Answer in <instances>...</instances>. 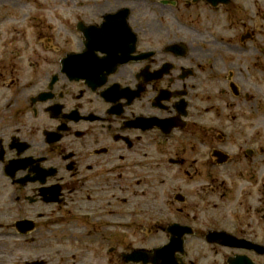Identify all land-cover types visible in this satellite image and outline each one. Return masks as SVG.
Masks as SVG:
<instances>
[{"label":"flooded vegetation","instance_id":"af4514ba","mask_svg":"<svg viewBox=\"0 0 264 264\" xmlns=\"http://www.w3.org/2000/svg\"><path fill=\"white\" fill-rule=\"evenodd\" d=\"M5 257L264 264V0H0Z\"/></svg>","mask_w":264,"mask_h":264},{"label":"rangeland","instance_id":"374dc122","mask_svg":"<svg viewBox=\"0 0 264 264\" xmlns=\"http://www.w3.org/2000/svg\"><path fill=\"white\" fill-rule=\"evenodd\" d=\"M70 11H71V9H70ZM5 260H7V261H5V264H12V258L11 257L10 258L5 257Z\"/></svg>","mask_w":264,"mask_h":264}]
</instances>
